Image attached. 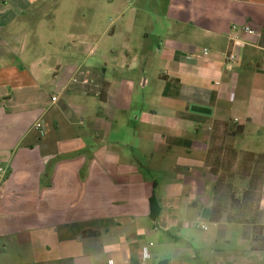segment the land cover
<instances>
[{
    "label": "crops",
    "instance_id": "1",
    "mask_svg": "<svg viewBox=\"0 0 264 264\" xmlns=\"http://www.w3.org/2000/svg\"><path fill=\"white\" fill-rule=\"evenodd\" d=\"M67 1L105 36L119 23L115 60H64L76 35L48 17L64 0H0V264H143L150 241L146 264H264V187L262 241L201 221L213 133L242 125L236 148L264 153V0Z\"/></svg>",
    "mask_w": 264,
    "mask_h": 264
},
{
    "label": "rangeland",
    "instance_id": "2",
    "mask_svg": "<svg viewBox=\"0 0 264 264\" xmlns=\"http://www.w3.org/2000/svg\"><path fill=\"white\" fill-rule=\"evenodd\" d=\"M66 1V2H65ZM78 1H84V0H78ZM120 2L123 5V9L126 10V12H130L129 4H131L130 0H120ZM149 3H154L153 0H144V4L146 5V8L149 7ZM67 0H64V3L62 4V7L58 10L52 11L51 15L48 16L51 20H55L58 27L57 31H59L60 36L62 37L63 34L68 31V33L76 35V42L73 40H61V45L65 44L66 51L61 52L62 57L64 60H70L71 62L80 63L82 61H85L86 63L90 60L92 56H94L95 49L98 51L99 54H102L105 52L107 47L114 46L117 48V51H115L114 54H109L108 60H115L117 58L118 52L121 51V45H122V33L119 32V23H116L117 25L114 26V32L115 35L112 36L111 34H107L108 36H105V29L107 28V21L105 18L103 19H95V13L94 12H100V11H92L89 9H85L84 6H82L81 9H72L71 5H69ZM107 14H109V20L113 17L112 11H106ZM145 15V14H144ZM144 15L141 16L144 17ZM146 17H148L146 15ZM114 19V17H113ZM112 26H110L111 28ZM93 31L95 33V37H93L90 32ZM71 38H74L73 36ZM57 41H55L54 46L58 44ZM62 42V43H61ZM95 46L96 48L92 50V47ZM56 51V48L52 49ZM69 56V57H68ZM66 58V59H65ZM82 77V76H81ZM80 77V78H81ZM81 79H85L82 77ZM89 79V78H88ZM86 83L92 84L91 86L95 87V84L100 85L101 81L95 76V81L91 83L90 81H87ZM223 127H220L218 131L216 132V136L214 141L210 143V151L212 153L209 155V161H210V167L215 164L216 158L220 156L222 165L220 166V172L219 175L223 177V181H220L218 183V175L214 174L216 177V181H214V184L211 186L210 193L212 197V202L214 198L216 197V194L214 193V189H217V197L219 195L226 194L225 198H228L227 188L229 184H239L240 186L245 187L246 181H244L242 178H239V176H235L234 178H229V174L232 173L236 169V162L234 160V156L231 154V152L224 148V146L228 144H232L234 147L235 140H231L229 138L223 137ZM219 148L223 149L221 152H219ZM238 149V148H237ZM211 170V169H210ZM217 184V187L215 186ZM204 223L208 225L209 231L213 229V226L211 224V219H201Z\"/></svg>",
    "mask_w": 264,
    "mask_h": 264
},
{
    "label": "trees",
    "instance_id": "3",
    "mask_svg": "<svg viewBox=\"0 0 264 264\" xmlns=\"http://www.w3.org/2000/svg\"><path fill=\"white\" fill-rule=\"evenodd\" d=\"M100 100L104 101L107 97V83H102L98 89ZM223 127V137L231 140L240 137L244 132L242 125L225 123L221 125ZM220 128V127H219ZM218 128V129H219ZM216 130V132L218 131ZM216 132L212 135L214 141ZM211 140V142H212ZM234 156L236 162V169L230 173L229 178L239 176L245 183V187L239 184L231 183L227 188L228 198L224 195L217 197V189H214L216 197L214 198L210 208L211 221H222L233 223L252 224L254 226V240L262 241V229L257 224V217L260 208V201L262 199L263 187H264V153H256L253 151H243L234 147L232 144L224 146ZM223 149L219 148V152ZM212 153L210 148L208 149V156ZM222 161L220 156L216 158L215 164L211 166V171L218 175V183L223 181V177L219 175L220 166ZM217 187V184L215 185ZM152 206L155 203L152 197ZM154 217H156L154 215Z\"/></svg>",
    "mask_w": 264,
    "mask_h": 264
},
{
    "label": "built area",
    "instance_id": "4",
    "mask_svg": "<svg viewBox=\"0 0 264 264\" xmlns=\"http://www.w3.org/2000/svg\"><path fill=\"white\" fill-rule=\"evenodd\" d=\"M243 29L247 32H250V33H257L256 29L252 28L251 26H244ZM238 43V40H234V45H236ZM210 52V50L208 48H205L204 49V53L205 54H208ZM225 59L226 60H230V61H236V59H238V56H237V52L235 50H230L228 51L226 54H225ZM35 127L39 130L40 134L43 135L44 132H45V128H44V124L42 121L38 120L36 121L35 123ZM5 168L0 166V181H2L5 177ZM203 227L206 229L207 226L206 225H203ZM154 246V242L150 241L148 244H146L142 251H141V255H140V258H141V262L143 264H146L150 259H151V248ZM109 264H113V261H109Z\"/></svg>",
    "mask_w": 264,
    "mask_h": 264
}]
</instances>
